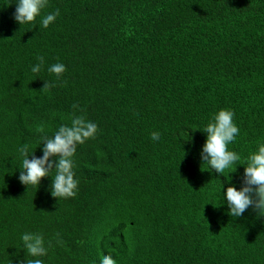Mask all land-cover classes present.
Returning a JSON list of instances; mask_svg holds the SVG:
<instances>
[{
  "label": "trees",
  "instance_id": "obj_1",
  "mask_svg": "<svg viewBox=\"0 0 264 264\" xmlns=\"http://www.w3.org/2000/svg\"><path fill=\"white\" fill-rule=\"evenodd\" d=\"M9 2L0 0V264L24 260L25 231L51 242L45 264H94L102 253L117 264H264V217L219 206L244 166L231 181L205 169L197 129L234 110L229 148L240 163L264 137V0H48L44 11L60 15L46 29L39 17L21 26ZM38 56L67 71L32 73ZM74 113L98 124L77 146L76 195L53 197L51 177L23 185L18 147L42 156L41 137Z\"/></svg>",
  "mask_w": 264,
  "mask_h": 264
},
{
  "label": "clouds",
  "instance_id": "obj_2",
  "mask_svg": "<svg viewBox=\"0 0 264 264\" xmlns=\"http://www.w3.org/2000/svg\"><path fill=\"white\" fill-rule=\"evenodd\" d=\"M12 3L16 6L13 18L21 26L35 25L39 17V24L46 29L60 15L59 9L52 12L44 11L48 6V0H10L8 5ZM37 61L30 65V71L34 74L42 72L46 67L48 73L59 79L67 71L66 65L62 62L47 65L44 56H38ZM53 85V81H44L43 88ZM234 118V110L221 108L210 116L207 123L197 128L206 134L200 153L201 159L207 163L205 168L207 170L214 169L224 176L227 171L226 177L230 181L232 179L230 174L236 170L237 165H243L242 186L238 189L236 184L232 183L225 192H222L221 188L219 206L226 203L228 215L233 218L242 217L249 207L258 217H264V137L258 138L255 148L244 156L243 163H240L241 155L229 148L240 135V128ZM97 134L98 124L95 121L83 114L74 113L70 124H62L52 135L45 134L41 137L39 146L43 142L42 156L35 155L37 147L33 150L29 143L21 144L17 149L22 157L19 167L20 182L27 187H39L42 178L51 177L50 192L53 197L57 199L74 197L79 187V179L74 170L77 146L95 138ZM150 135L153 141H159L161 138L159 131H153ZM20 240L21 248L25 252V258L20 264H45L43 258L47 257L51 242L49 241L46 246L43 234L25 231L21 234ZM94 264L117 262L110 254L102 253Z\"/></svg>",
  "mask_w": 264,
  "mask_h": 264
}]
</instances>
